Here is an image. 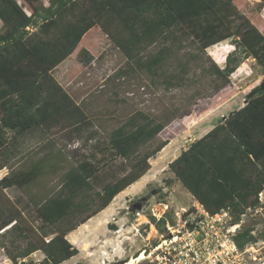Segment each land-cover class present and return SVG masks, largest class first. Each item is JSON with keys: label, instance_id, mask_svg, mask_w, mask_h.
I'll return each instance as SVG.
<instances>
[{"label": "trees", "instance_id": "trees-1", "mask_svg": "<svg viewBox=\"0 0 264 264\" xmlns=\"http://www.w3.org/2000/svg\"><path fill=\"white\" fill-rule=\"evenodd\" d=\"M259 9L250 0H0V166L19 161L0 180V246L13 264H62L76 256L79 250L67 235L147 174L150 160L169 143L160 133L191 114L198 100L156 115L136 110L100 142V118L77 103L54 70L67 59L88 67L97 58V42L106 38L125 58L116 76L142 73L158 90H183L190 85L192 62L230 39L235 51L224 67L208 57L204 70L214 88L205 97L216 98L212 106L198 108L190 119L194 125L231 97L230 77L245 59H255L264 72ZM224 89L229 91L221 94ZM64 138L85 144L94 138L95 152L83 156L75 146L66 155ZM28 140L41 145L23 154L18 149ZM168 167L211 215L229 209L238 222L248 207L255 209L264 185L260 84L241 108L192 141ZM48 174L59 176L55 187H41ZM8 188L26 194L25 207L6 194ZM29 207L35 221L24 215ZM147 217L163 237L167 222L176 223L170 209L160 220ZM258 240H264V230L252 224L235 236L239 248ZM37 251L41 261L27 260Z\"/></svg>", "mask_w": 264, "mask_h": 264}, {"label": "rangeland", "instance_id": "rangeland-1", "mask_svg": "<svg viewBox=\"0 0 264 264\" xmlns=\"http://www.w3.org/2000/svg\"><path fill=\"white\" fill-rule=\"evenodd\" d=\"M42 1L48 3V0ZM259 5L261 3L252 4L257 9L260 8ZM258 12L262 20L261 29L264 33V9L261 7ZM193 49L191 50L193 51ZM233 51H235V46L230 39L208 48L202 60L192 62L190 85L183 90H158L152 86L150 78L142 73H135L129 77L116 76L119 69L126 67L125 58L106 38L97 42V58L88 67H83L74 59H67L54 70V76L62 86L78 102H82V106L90 114L93 113L100 118L99 127L96 129L98 131L96 139L100 142H106L109 131L121 124L136 110L156 115L174 106L189 108V103L198 99L197 104L191 107V114L175 119L160 133L159 137L169 139L170 144L150 160L151 171L118 194L107 212L93 216L87 223L77 226L67 235V238L78 248L79 252L62 264H74L76 262L127 264L131 258L136 257L144 249H146L147 256L161 239L160 232L147 217L148 214L152 215L151 208L160 209L159 202L168 203L170 214L175 217L174 213L181 212V208L189 209L197 205L175 178L174 173L167 165V161L173 158L171 157L172 153L179 155L184 148H187L191 141L190 138L206 131L197 132L194 130L193 132V130H189L188 132L185 130L190 127V119L195 116L200 106H212L215 102L216 96L205 97V94L210 93L214 88L213 78L207 70H204L210 65L208 57L219 67H224L227 55ZM263 80L264 72L256 60L253 58L245 59L230 77V86L234 89L232 95L240 90L249 91L256 83H261ZM227 91L229 89H224L220 93L226 94ZM192 95L200 96L191 99ZM244 95L242 92L241 95L237 96L233 104L241 102ZM216 120L213 117L210 119L212 122H216ZM96 139L93 138L85 144L83 140L78 138L72 141L64 138L61 146L67 153L66 155H70L68 151L77 146L78 154L90 157V154L95 152ZM66 163L68 161H64V164ZM45 179L41 182V187H55L59 182L58 175L48 174ZM155 189H160V191L156 192ZM9 194L14 197L12 199L17 205L25 207L27 203L25 193L9 190ZM142 198L146 199L142 208L140 210L134 208V203L140 202ZM109 211H112V214L104 218L103 215ZM31 213H33V208L29 207V210H25L24 215L35 221ZM245 223L255 225L258 231L264 230V210L250 213ZM40 224V221L35 223L38 227ZM258 248V253L262 259L256 264H263L264 244L260 243ZM29 259L38 263L43 259V254L41 251H37L27 258V260ZM0 264H13L1 246ZM136 264L151 263L146 257Z\"/></svg>", "mask_w": 264, "mask_h": 264}, {"label": "built area", "instance_id": "built-area-1", "mask_svg": "<svg viewBox=\"0 0 264 264\" xmlns=\"http://www.w3.org/2000/svg\"><path fill=\"white\" fill-rule=\"evenodd\" d=\"M256 201V208L248 207L238 222H234L229 209L211 215L199 203L189 209L181 208V212L174 213L176 223L166 224L168 236L160 235V241L146 257L151 264H256L262 259L258 245L264 244V240L244 248H239L235 241L248 215L264 210V185ZM158 205L161 208H151V214L160 220L170 207L168 203Z\"/></svg>", "mask_w": 264, "mask_h": 264}, {"label": "crops", "instance_id": "crops-1", "mask_svg": "<svg viewBox=\"0 0 264 264\" xmlns=\"http://www.w3.org/2000/svg\"><path fill=\"white\" fill-rule=\"evenodd\" d=\"M252 4H257V3H262V0H250ZM262 9H264V4L262 6ZM260 83H256V85H254L252 88H254L255 86L259 85ZM251 88V89H252ZM249 89V91L251 90ZM249 91H245V90H240L236 93L235 96H231L226 102H224L222 105H220L219 107H217L216 109H213L212 112L209 113V115H207L205 118H203L202 120L198 121L196 124L194 125H190V127H188L185 131L189 130H194L197 132H201L204 131L203 133H201L200 135H196L195 137L190 138V143L198 138H201L203 135H205L206 133H208L214 126V123H218L219 120L221 118H225L226 116H228L231 112L238 110L239 108H241L244 104H245V97L247 95V93ZM244 93L245 95L242 97L241 102H237L233 104V101L235 98H237V96L241 95V93ZM76 100V99H75ZM78 103V100H76ZM213 117V119H217L216 122H212L210 121V119ZM191 137V136H190ZM169 140V139H168ZM41 140L39 141H35L32 140L31 142L28 140L27 142H25V144H21V146L19 147L18 150H21L22 153L24 154L26 151H28L29 149H32L33 147H36V145H41L40 143ZM170 144V140L169 143L162 149V151L168 147V145ZM185 149V148H184ZM161 151V152H162ZM19 155V154H18ZM177 156L179 155H175L174 153H172L171 157H173L171 160L167 161V163H171L174 159L177 158ZM15 158L13 157V160ZM167 164V165H168ZM19 165V161L16 162L14 165L10 166V165H5V166H0V180L5 177L8 176L12 170L14 168H16ZM160 165H162V163H160ZM151 171V168L150 170ZM149 171L147 173H149ZM147 174H145L143 177H145ZM9 190H15L14 188H8L5 190L6 194L12 199L14 197H11V195L9 194ZM16 191V190H15ZM187 191V190H186ZM188 192V191H187ZM189 193V192H188ZM190 194V193H189ZM191 195V194H190ZM192 197V196H191ZM193 198V197H192ZM194 199V198H193ZM195 201V200H194ZM113 204V203H112ZM112 204H110V206H108L106 209H104L102 212H100L98 215L102 214L103 212H107V210L110 209V207L112 206ZM109 214H112V211H109L108 213L104 214L103 217L107 218Z\"/></svg>", "mask_w": 264, "mask_h": 264}, {"label": "bare ground", "instance_id": "bare-ground-1", "mask_svg": "<svg viewBox=\"0 0 264 264\" xmlns=\"http://www.w3.org/2000/svg\"><path fill=\"white\" fill-rule=\"evenodd\" d=\"M146 258V253L141 252L137 257L131 258L127 264H136ZM264 264V263H263Z\"/></svg>", "mask_w": 264, "mask_h": 264}, {"label": "water", "instance_id": "water-1", "mask_svg": "<svg viewBox=\"0 0 264 264\" xmlns=\"http://www.w3.org/2000/svg\"><path fill=\"white\" fill-rule=\"evenodd\" d=\"M260 88L264 90V80L260 83ZM142 199H145V198H142ZM133 207L140 210L141 209V203L136 202V203H134Z\"/></svg>", "mask_w": 264, "mask_h": 264}, {"label": "flooded vegetation", "instance_id": "flooded-vegetation-1", "mask_svg": "<svg viewBox=\"0 0 264 264\" xmlns=\"http://www.w3.org/2000/svg\"><path fill=\"white\" fill-rule=\"evenodd\" d=\"M145 201H146V199H141V200H140L141 208H142V206H143V204H144ZM135 203H136V202H135Z\"/></svg>", "mask_w": 264, "mask_h": 264}]
</instances>
